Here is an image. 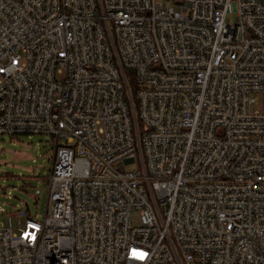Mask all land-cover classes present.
<instances>
[{
    "label": "built area",
    "instance_id": "built-area-1",
    "mask_svg": "<svg viewBox=\"0 0 264 264\" xmlns=\"http://www.w3.org/2000/svg\"><path fill=\"white\" fill-rule=\"evenodd\" d=\"M172 1L0 0V134L56 139L0 264H264V0Z\"/></svg>",
    "mask_w": 264,
    "mask_h": 264
},
{
    "label": "rangeland",
    "instance_id": "rangeland-1",
    "mask_svg": "<svg viewBox=\"0 0 264 264\" xmlns=\"http://www.w3.org/2000/svg\"><path fill=\"white\" fill-rule=\"evenodd\" d=\"M162 1L173 5L172 0ZM55 150L56 139L48 134H0V224L7 225L20 210H27L23 220L44 219ZM137 168L135 163L123 165L125 171ZM139 222L135 213L133 223Z\"/></svg>",
    "mask_w": 264,
    "mask_h": 264
}]
</instances>
